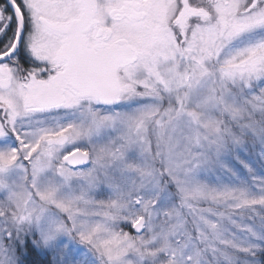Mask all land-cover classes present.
<instances>
[{
  "label": "snow or ice",
  "instance_id": "6c2138e0",
  "mask_svg": "<svg viewBox=\"0 0 264 264\" xmlns=\"http://www.w3.org/2000/svg\"><path fill=\"white\" fill-rule=\"evenodd\" d=\"M245 139L264 146V0H0V264H264V179H193Z\"/></svg>",
  "mask_w": 264,
  "mask_h": 264
},
{
  "label": "rangeland",
  "instance_id": "374dc122",
  "mask_svg": "<svg viewBox=\"0 0 264 264\" xmlns=\"http://www.w3.org/2000/svg\"><path fill=\"white\" fill-rule=\"evenodd\" d=\"M247 42H248L247 40L235 42L233 45V48L243 47L244 44ZM142 103H144V101H138V100L122 101V103L118 107H115V108H113V107H101V109L103 111H106V112H110V111L130 112ZM98 107H100V106H98ZM59 115H60L59 123H62V124L68 123L70 121H75V119H76V117H74L72 115H64L63 113H61ZM37 118L45 120V122L48 124L53 123V120L50 118V116L48 114L39 116ZM111 135H113V133L110 130H105L102 133L97 134L93 138V140L96 143H102V142L106 141ZM87 147H88V142L85 140H80V141L65 145L63 147V149L61 150V152L62 153L70 152L73 148L85 149ZM228 147L231 148V147H233V145H228L227 148ZM235 147H237V146L235 145ZM227 148L223 153H221L222 156H226ZM127 159L130 162H134V163L139 162L138 154L135 151H130L127 154ZM232 167H234L235 169H238L237 168V162H235V160L232 159L231 154L228 153V157H226L224 165L221 167V169L219 171H214V175L212 176L210 182H208V178L206 177V175L202 174L203 170L201 168L194 173L193 179L196 182L205 183L211 187H217V188L223 187V186L241 187L243 185H247L251 188V191L255 194L257 192V189L253 186V179L252 178L258 176V178L264 179V171L263 170H259V172L257 171L256 172L257 175L256 174L255 175L254 174H249V175L243 174V176L245 177V179H243L245 183H243L241 185V183L243 181L240 180L238 174L236 177V175L234 173H232V171L235 170ZM241 169H242V171H241L242 173L248 174L250 172L249 169H251V167L248 166L246 168L244 167ZM256 169L257 168H255V171H256ZM228 174H230V175L228 176ZM129 175H131V174H129ZM167 192L172 193L173 195L169 198L167 196V193L161 194L159 202H158L156 207H158L160 209H164V208L170 206L171 203H174L177 200V197L174 195V193L176 192L174 185H168ZM109 194H110L109 189L102 188V189L97 190L94 193V196L97 200H100V199L107 198ZM128 227H130V226H128ZM69 248L73 251V253H76L77 255L79 253L84 252L83 246L78 245V244L70 243Z\"/></svg>",
  "mask_w": 264,
  "mask_h": 264
},
{
  "label": "trees",
  "instance_id": "16d2710c",
  "mask_svg": "<svg viewBox=\"0 0 264 264\" xmlns=\"http://www.w3.org/2000/svg\"><path fill=\"white\" fill-rule=\"evenodd\" d=\"M236 146L237 147L235 146L231 148L228 147L226 156H222L220 154L219 157L216 160H214L212 163L201 168L203 170L202 174L206 175V177L208 178V182H210L212 176L214 175V171H219L221 167L224 165L226 157H228V153H230L232 159H234L235 162H237L238 169H235L234 167H232L233 169H235L234 171H232V173H234L236 177L238 174L240 180L243 181L241 185L245 183L243 180L245 179L243 174L245 175L254 174L255 175L257 171L259 172V170L264 171V146H261L259 142L253 143L250 139H245L243 144L236 145ZM245 166L251 167V171L248 174L241 172L242 171L241 168H244ZM255 168H257L258 170L256 169L255 171ZM229 175L230 174H228V176ZM262 212H264V210H262ZM246 222L251 223L250 221H246ZM125 231H130V227L126 226Z\"/></svg>",
  "mask_w": 264,
  "mask_h": 264
},
{
  "label": "water",
  "instance_id": "95a60500",
  "mask_svg": "<svg viewBox=\"0 0 264 264\" xmlns=\"http://www.w3.org/2000/svg\"><path fill=\"white\" fill-rule=\"evenodd\" d=\"M119 104H120V102L118 104H116V105H108V106L100 105V107H117ZM88 166H89V164H85V165H82L80 167L87 168ZM133 234H134V232H133Z\"/></svg>",
  "mask_w": 264,
  "mask_h": 264
},
{
  "label": "flooded vegetation",
  "instance_id": "af4514ba",
  "mask_svg": "<svg viewBox=\"0 0 264 264\" xmlns=\"http://www.w3.org/2000/svg\"><path fill=\"white\" fill-rule=\"evenodd\" d=\"M121 103H122V101L120 102V104H121ZM120 104H119V105H120ZM119 105H118V106H119ZM118 106H117V107H118ZM113 108H115V107H113Z\"/></svg>",
  "mask_w": 264,
  "mask_h": 264
}]
</instances>
